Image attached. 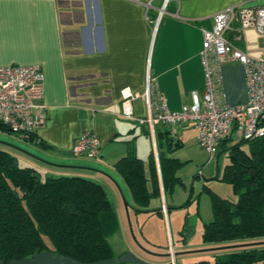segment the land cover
<instances>
[{"label": "crops", "instance_id": "0c3cea01", "mask_svg": "<svg viewBox=\"0 0 264 264\" xmlns=\"http://www.w3.org/2000/svg\"><path fill=\"white\" fill-rule=\"evenodd\" d=\"M162 4L163 0H0V66L36 65L44 77L42 102L47 113L44 125L35 130L44 145L0 129L8 133L0 138V148L18 146L32 153L17 149L20 157L8 150L21 164L34 167L45 176H81L100 183L118 221L117 231L108 238L114 252L110 259L82 263L45 250L0 264H187L228 254L223 250L226 247L217 244L201 249L210 243L203 241L202 234L213 211L209 220H202L201 241L196 243L189 242L193 226L171 214V209L180 204L175 189L184 184L177 173L184 161L173 152L183 146L182 134L188 131L194 133V143L198 144L196 128L190 123L157 124L152 132L138 119L147 113L144 93L148 73L171 111L191 103L193 92L202 96V30L212 29L214 15L228 6L264 5V0H168L158 19ZM226 35L232 37L230 33ZM234 44L248 55L264 59V34L255 29H245ZM220 69L222 100L229 105L245 103L248 90L243 66L226 62ZM128 95L131 119L122 114V101ZM86 131L95 133L100 140L98 155L93 158L72 152L74 142ZM164 131L168 132L166 136ZM158 141L160 150L179 163L177 181L166 194ZM227 144H219L210 159L221 153L227 155L223 150ZM128 146H134L136 156L143 162L149 194L154 191L150 162L153 154L160 196L152 195L146 207L136 203L125 178L115 167ZM204 187L210 203L212 193L222 197L207 185ZM193 193L191 190L189 196ZM184 229L187 236L182 235ZM116 233L117 249L111 242ZM171 247L174 262L169 255Z\"/></svg>", "mask_w": 264, "mask_h": 264}, {"label": "trees", "instance_id": "16d2710c", "mask_svg": "<svg viewBox=\"0 0 264 264\" xmlns=\"http://www.w3.org/2000/svg\"><path fill=\"white\" fill-rule=\"evenodd\" d=\"M0 129H5L0 125ZM164 136L167 131H164ZM26 140L40 142L35 133ZM231 139L222 141L227 144ZM169 145L172 143L168 139ZM247 143V149L242 144ZM44 145V144H43ZM157 144L164 194L177 181L179 166ZM128 146L115 167L125 178L137 204L146 207L151 196H160L152 163L153 194L146 188L144 166ZM229 162L222 181L231 186L235 200L211 195L213 218L204 225L205 242L236 243L224 256L187 264H256L264 261V137L238 140L225 145ZM118 229L116 213L102 185L81 176H45L21 164L8 150L0 148V261L9 263L41 251H52L82 263L113 257L109 237ZM183 230L182 235L187 236ZM186 238V237H184Z\"/></svg>", "mask_w": 264, "mask_h": 264}, {"label": "built area", "instance_id": "2783aa9c", "mask_svg": "<svg viewBox=\"0 0 264 264\" xmlns=\"http://www.w3.org/2000/svg\"><path fill=\"white\" fill-rule=\"evenodd\" d=\"M168 0H163L158 19ZM247 28L264 34V5L228 6L214 15V26L203 31L201 63L205 73L202 96L192 93V102L179 110L168 109L165 98L146 78L144 98L146 116L139 118L153 132L155 125L192 124L197 130V142L213 156L224 140H253L264 137V59L248 55L234 44ZM227 33L232 34L231 38ZM236 62L243 66L248 90L245 103L229 105L222 98L221 65ZM43 75L36 65L0 66V125L13 134L27 139L47 119L43 96ZM156 88V89H155ZM129 96V95H128ZM122 101V114L133 118L131 96ZM100 149L99 137L90 131L79 135L72 152L90 158ZM156 155V148H155ZM165 209L164 205L162 206ZM174 262L172 247L169 250Z\"/></svg>", "mask_w": 264, "mask_h": 264}, {"label": "rangeland", "instance_id": "374dc122", "mask_svg": "<svg viewBox=\"0 0 264 264\" xmlns=\"http://www.w3.org/2000/svg\"><path fill=\"white\" fill-rule=\"evenodd\" d=\"M189 129L191 130L192 127H189ZM6 135H8V133H6L5 131L0 132V138H4ZM182 135H183L184 144L181 148L176 149L175 152L173 153L178 155L182 159V161H184V164L180 166L177 172L182 178L184 184L177 185L175 189L174 195L177 197L180 204L176 206L175 209H171V214H177L178 219L180 218V221L182 223L186 220L188 224L193 226V232L189 236V242L196 243V242L201 241V232H202V227H203L202 220L203 219L209 220L212 217L210 196L207 190L205 189L204 185H207L208 187H210L212 190L217 192L222 197H226L231 200H235L236 197L232 193L230 185L226 183L225 181H221L219 179L222 176V172H223L225 164L229 160L226 153H221L219 157L216 158L214 156L213 158L210 159L209 153L206 152L201 147H199L198 144L194 143L195 142L194 133L188 131L187 133H183ZM5 146L7 148L3 146L4 147L3 149L10 150L13 153H17L18 156L20 157H22V154L18 152L17 149L21 150L22 152H27L25 149L19 148L18 146L17 148H14L12 146L10 147L7 145ZM242 147L244 149H247V143L242 144ZM34 152L40 153L37 149H35ZM41 155L43 157H46L45 154L43 155V153ZM191 190L194 193L190 197L189 194ZM122 223H125V222L122 221ZM172 227H174L173 221H172ZM128 229H129L130 236L133 237V233L130 231V228ZM118 236L119 234L116 233L111 238V242L115 246L116 249H117L116 238H118ZM155 236L157 238H160L159 233H156ZM160 240H162V237L160 238ZM256 242H264V240H257ZM174 243H176L175 240H174ZM240 243L242 242L206 243L203 245L201 249H207L208 246L212 244L214 245L217 244V245L226 247V249H223V250H225L226 253H229L236 249L233 247L227 248V246L236 245V244L241 245ZM246 243H243V244H246ZM177 249L178 248L175 247V253L177 252ZM196 249H200V248H196ZM195 257L189 256L188 258L193 259ZM179 262L180 260L178 259V263Z\"/></svg>", "mask_w": 264, "mask_h": 264}, {"label": "water", "instance_id": "95a60500", "mask_svg": "<svg viewBox=\"0 0 264 264\" xmlns=\"http://www.w3.org/2000/svg\"><path fill=\"white\" fill-rule=\"evenodd\" d=\"M27 153H29V154H32V153H30V152H27ZM241 245H243V244H241ZM235 245H231V246H227V247H234ZM237 246V245H236Z\"/></svg>", "mask_w": 264, "mask_h": 264}]
</instances>
